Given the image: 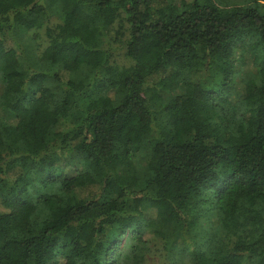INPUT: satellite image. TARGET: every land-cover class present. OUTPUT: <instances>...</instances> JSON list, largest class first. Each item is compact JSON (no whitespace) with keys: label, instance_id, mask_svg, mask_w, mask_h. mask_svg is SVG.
<instances>
[{"label":"trees","instance_id":"16d2710c","mask_svg":"<svg viewBox=\"0 0 264 264\" xmlns=\"http://www.w3.org/2000/svg\"><path fill=\"white\" fill-rule=\"evenodd\" d=\"M0 206V264H264V0H0Z\"/></svg>","mask_w":264,"mask_h":264},{"label":"rangeland","instance_id":"374dc122","mask_svg":"<svg viewBox=\"0 0 264 264\" xmlns=\"http://www.w3.org/2000/svg\"><path fill=\"white\" fill-rule=\"evenodd\" d=\"M239 1V0H238ZM54 19V18H53ZM246 63V66L244 67V65H242L239 62H236V71L239 72V74H245V70H247V68L250 67L251 62L248 61V58L246 57L243 60V63ZM242 77V75H240V78ZM181 93L180 90H176L173 93H171V95H176ZM164 98V100H167L170 98V93L165 92L161 94ZM81 156V155H80ZM79 155H74L71 158V163L74 164L75 166L78 167L79 170H81V164L79 162ZM147 158L148 155L147 153H141L138 155V158L136 160V168L140 174V176L144 177V167L146 165L147 162ZM39 192H41V188L38 186H35L32 189V193L36 196ZM0 212H4V209L0 206ZM207 219H211L212 217L214 218L216 216L215 215H207ZM168 247L167 244L165 245L164 242L160 241V240H154L151 242L150 244V248H151V253L150 256L147 258V260L145 261L144 264H169L170 263V259L172 257V255H176V256H180L181 255V251L182 249L184 250L185 248V241L173 234V231H169L168 232ZM128 245V241H123V247H122V251L124 250V247L126 248V246ZM168 248V250H167ZM184 256V254H183Z\"/></svg>","mask_w":264,"mask_h":264}]
</instances>
